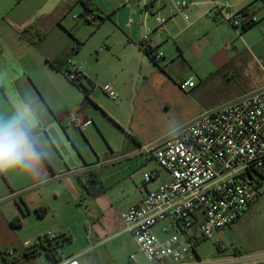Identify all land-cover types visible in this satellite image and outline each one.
<instances>
[{"label":"crops","instance_id":"crops-1","mask_svg":"<svg viewBox=\"0 0 264 264\" xmlns=\"http://www.w3.org/2000/svg\"><path fill=\"white\" fill-rule=\"evenodd\" d=\"M214 1L198 0L200 6L192 8L193 20H184V22L179 19L167 27L156 29L159 31L155 30L151 36L152 46L164 52L162 62L167 65L171 61L179 60L190 70L187 77L181 76L177 80L171 77L172 89L182 97L189 98L196 106L191 114L180 120L178 124L180 129L197 119L204 111L228 102V100L222 101L223 97L214 98L217 97L216 92H219L215 85L222 82L233 70V60L237 52L232 49L231 44L237 34L229 24L219 19H212ZM217 1L219 4H229L234 13H240L248 8L252 14H254L252 8L256 7L258 1L264 3V0ZM173 2L174 0H165L158 7L167 16H171L174 14ZM80 4V0H0V129L22 133L28 141L25 145L26 166L12 165L0 170V251L7 252L13 257L22 255L27 248L38 244L40 239L44 242V238L48 237L46 235L42 238L43 233L39 231L23 234L22 228L33 214L38 219L45 218L39 217L37 210L50 206L47 198L49 191L53 190L56 197L64 191L70 194H76L80 190L87 193L93 201L98 222H101L105 215L99 216V214L107 209L102 199L109 198L114 189H126V192H133L131 199L129 195L127 196L128 202L126 200L125 204L120 205L114 199L109 201L110 212L114 210L115 205L121 206L116 210V216L117 221H122L121 213L139 203L146 189H156L171 181L169 174L161 170L141 149L168 137L174 129L166 132L165 137L160 134L152 136L134 134L136 137L132 141L126 142L123 149L111 152L110 158L104 161L98 159L95 162L93 156L88 155L86 151L79 158L74 153L73 138L79 135V130L70 127L66 117L72 112H77L83 119L92 120L87 113L92 107L99 109L92 99L93 90L84 83L94 86L85 72L82 71L81 84L89 91L88 98L82 88L66 80L62 72V68L69 61H74L73 55H77L79 48L83 46L62 25L66 14ZM97 11L99 9L94 13ZM254 16L258 25L259 18L255 14ZM176 17L179 18L180 15ZM103 23L104 21L98 28ZM40 33L44 34L42 40L39 39ZM187 34L192 37L191 44L185 41ZM242 34L241 32V36ZM143 37L141 30L132 29L127 37V44L125 40L128 58L135 60H127L125 64L137 62L140 65L139 71L133 73L131 79L138 89L146 86L149 77L159 69V63L152 61L141 50L140 43ZM217 47L219 50L212 53L215 57L210 56L214 70L212 76L214 75L215 78L209 79L199 67V63L204 55L211 53ZM242 51L257 63L251 56L249 47ZM56 64L59 67H56ZM194 77H197L198 83ZM191 78L196 82V87L184 92L180 88V83ZM117 83L116 78L113 83L101 86L102 91L108 86L116 94L117 98L112 99L103 91L105 96L113 101L120 98L118 91L123 90ZM262 88L264 85L253 89L252 92ZM139 94L137 90L133 95L134 100L138 99ZM109 114L116 118L112 113ZM92 125H94L93 121L80 133L90 129ZM105 169L111 171V179L107 183L104 176ZM155 170L159 172V176L144 187V174ZM92 173L100 182V186L105 189V192L98 197L90 195L84 187L89 185ZM73 177L77 178L76 183L71 181ZM261 198L262 196L233 227L218 233L225 235L230 231V235L235 236L238 255L234 257L244 260L249 258L255 262L247 264H264V229H258L253 219L255 208L261 202ZM18 217L21 219L20 227L14 225ZM113 218L110 215V218L106 219L110 230H112L111 224L114 223ZM127 233L126 230H121L119 235ZM57 237L59 236L51 235L49 238ZM59 251L61 261L75 259L81 264H97L87 251L80 257H65L62 248ZM234 257H227L225 260ZM0 264H5L1 254ZM16 264L52 263L43 253L33 260H20Z\"/></svg>","mask_w":264,"mask_h":264},{"label":"rangeland","instance_id":"rangeland-1","mask_svg":"<svg viewBox=\"0 0 264 264\" xmlns=\"http://www.w3.org/2000/svg\"><path fill=\"white\" fill-rule=\"evenodd\" d=\"M89 1L95 11L99 9L101 13L97 11L85 15V9L80 4L66 14L62 25L83 44L79 48V53L73 55V62L83 66L82 71L93 81V87L87 82L84 83L93 90L92 99L99 108L92 107L87 113L94 125L83 133L79 131V135L73 138L75 145L72 149L78 158L86 151L97 162L98 159L100 161L109 159L111 152L123 149L125 143L132 141L137 134L150 136L160 134L165 137L167 135L165 133L170 130L174 129L172 133L176 132L180 129L178 127L180 120L191 114L196 106L189 98L182 97L172 89L171 77L177 80L181 76L189 75L190 70L184 62L176 60L166 65L160 60L159 64L157 63L159 69L149 77L147 87L143 86L142 89H138L131 81L133 73L139 71V63L125 64L127 60L135 61L128 58V49L125 47V40L127 44V37L132 29L141 30L145 36L147 28H150L152 30L149 36L150 41L156 29L160 30L170 25L168 22L160 27L156 22V17H168L158 7L161 2L157 0ZM177 1L192 0H174L173 3ZM152 5H154L153 8ZM192 8L188 10L190 20H193ZM252 10L260 22L242 36L241 31L234 30L237 36L231 45L237 55L233 60V70L222 82L215 85V88L219 90L215 94L217 96L214 97L215 99L223 97L222 101H231L264 85V3L258 1ZM75 16L79 19L76 20ZM181 17H175V21L179 19L184 21ZM102 21L104 23L98 28ZM185 41L191 44L192 37L187 34ZM74 47L76 48L75 44ZM247 47L257 63H254L253 59L242 51ZM217 50H219L218 47L204 55L199 63V67L209 79L215 78L214 75L212 76L214 70L210 60L215 57L212 53ZM160 52L164 55L163 51ZM65 78L68 80L67 76ZM116 78L117 84L123 90L118 91L120 98L113 101L105 96L101 86L113 83ZM194 78L198 83L197 77ZM137 90L140 94L138 99L134 100L133 95ZM109 113L116 118L114 119ZM104 176L107 183L111 179V171L105 169ZM71 181L76 183L77 178L73 177ZM52 191H49L47 196L50 206L45 207L50 210L49 214L43 219H38L34 214L29 217L23 225V234L39 231L43 233L42 238L46 235L69 237L70 242L62 247L65 257H80L87 251L97 264H150L140 252L130 233L119 235L121 230H125L123 221H117L116 216V210L121 206L115 205L112 212L109 210L110 200L114 199L117 204L123 205L126 200L128 202L133 197V192H126V189L122 188L114 189L109 198L104 197L102 200L107 205V209L99 216L105 215V218L98 222L93 201L87 193L81 190L76 194L64 191L56 197ZM261 196V202L255 208L253 218L254 224L260 230L264 229V190ZM110 215L114 217V223L111 224L112 230H110L109 222L108 224L106 222ZM234 241L235 236L230 235V231L225 235L217 234L214 239L201 241L196 248L201 264H214L227 257L238 255ZM132 255L135 256L134 260L131 259Z\"/></svg>","mask_w":264,"mask_h":264},{"label":"built area","instance_id":"built-area-1","mask_svg":"<svg viewBox=\"0 0 264 264\" xmlns=\"http://www.w3.org/2000/svg\"><path fill=\"white\" fill-rule=\"evenodd\" d=\"M214 5L212 19L236 31L257 23L249 10L234 13L229 4H219L217 0ZM173 6L174 14L155 18L160 27L174 23L176 15L189 21L188 10L198 8L200 2L177 1ZM151 33L147 28L141 48L159 62L163 54L149 41ZM82 70L83 66L69 61L63 73L70 82H76ZM195 87L192 78L180 83L184 92ZM103 91L117 98L108 86ZM66 122L82 131L92 120L72 112ZM141 151L169 174L171 181L146 189L139 203L121 213L125 230L150 264H201L196 253L201 241L214 239L219 232L233 227L263 193L264 88L204 111L191 123ZM158 176L156 170L145 173L143 186ZM247 263L255 262L234 257L214 264ZM59 264L81 263L72 259Z\"/></svg>","mask_w":264,"mask_h":264},{"label":"trees","instance_id":"trees-1","mask_svg":"<svg viewBox=\"0 0 264 264\" xmlns=\"http://www.w3.org/2000/svg\"><path fill=\"white\" fill-rule=\"evenodd\" d=\"M80 3L84 6L85 15H87L89 13H94L95 8H93V6L89 0H80ZM246 10H248V8H246L244 11H246ZM256 25H257V23H253L250 26L245 27L242 30V33L247 32L248 30L252 29ZM43 38H44V34L40 33L39 39L42 40ZM140 48H141V44H140ZM76 50H78V48ZM141 50H142V48H141ZM143 52L152 61H154L150 57L149 53H147V51H143ZM56 67H59V66L56 64ZM63 68H62V72H63ZM82 79H83V74H81L80 78L76 82H71V83L82 88V90L85 93L86 98H88L89 91L86 88H84L83 85L81 84ZM99 183L100 182L96 179L95 175L92 173L90 176V179H89V185H85L84 187H85L86 191H88L90 193V195H92L93 197H98L99 195H101L105 192V189L103 187H101ZM49 212L50 211L47 208H42V209L37 210V215L42 218V217H45L46 215H48ZM15 222H16V224H14V225H16V227L21 226V219L19 217L16 219ZM44 239H45L44 242L42 239H40V242L38 244L27 248L23 252V254L18 256V257H13L12 255L8 254L7 252H2V251H0V254H1L5 264H16L20 260L30 261V260H33L34 258H36L37 256L43 254V253L48 257V259L50 260V262L52 264L60 263L62 257H61V253L59 250L63 247V245L65 243L70 242L71 239L65 235H61V236H59L57 238H53V239H50L49 237H45Z\"/></svg>","mask_w":264,"mask_h":264},{"label":"clouds","instance_id":"clouds-1","mask_svg":"<svg viewBox=\"0 0 264 264\" xmlns=\"http://www.w3.org/2000/svg\"><path fill=\"white\" fill-rule=\"evenodd\" d=\"M27 137L13 130L0 129V170L12 165H25Z\"/></svg>","mask_w":264,"mask_h":264}]
</instances>
